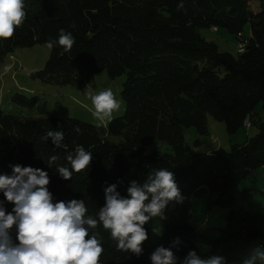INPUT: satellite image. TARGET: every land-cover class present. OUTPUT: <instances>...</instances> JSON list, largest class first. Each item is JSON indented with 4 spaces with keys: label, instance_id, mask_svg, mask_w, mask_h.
Instances as JSON below:
<instances>
[{
    "label": "trees",
    "instance_id": "obj_1",
    "mask_svg": "<svg viewBox=\"0 0 264 264\" xmlns=\"http://www.w3.org/2000/svg\"><path fill=\"white\" fill-rule=\"evenodd\" d=\"M252 1L23 0L26 18L12 38L0 39V62L17 48L57 41L44 68L33 71L31 78L83 90L96 73L125 75V112L98 126L71 117L23 118L0 106V174L11 175L10 165L15 164L41 168L50 177L53 202L82 199L87 215L98 219L105 187L116 183L126 197L130 181L142 183L152 169H168L184 200L166 207L163 233L145 225L148 240L136 256L118 251L110 230L99 224L92 231L102 238L101 264H152L150 255L158 246L171 247L176 264H183L190 250L202 259L220 255L226 264H243L254 247L264 248V213L256 207L254 191L241 187L250 172L264 167V122L255 111L264 103V0H259V11L253 10ZM180 3L183 8L178 9ZM247 24L249 37L244 34ZM211 27L225 28L245 40L244 50L237 55L219 51L214 41L200 34ZM60 29L75 38L70 52L58 44ZM13 101L33 107L38 97L16 93ZM209 115L223 121L229 134L238 132L249 115L258 132L229 150L198 151L185 142L184 128L208 134ZM49 130L64 133L67 151L51 138L41 139ZM157 139L169 144L172 152L146 153L145 146ZM200 142L196 139V147ZM76 145L91 152L93 159L88 168L73 171L65 180L56 168L72 171L66 157ZM52 155L59 159L49 167ZM206 193L214 195L210 206L226 210V226L218 229L216 238L206 240L207 250L202 251L193 238L192 198ZM259 193L264 197V189ZM0 201L6 212L12 211L14 205L3 192ZM16 232L14 226L11 235L18 243ZM176 237L181 243L172 247Z\"/></svg>",
    "mask_w": 264,
    "mask_h": 264
},
{
    "label": "clouds",
    "instance_id": "obj_2",
    "mask_svg": "<svg viewBox=\"0 0 264 264\" xmlns=\"http://www.w3.org/2000/svg\"><path fill=\"white\" fill-rule=\"evenodd\" d=\"M179 8H183V3ZM25 18L23 0H0V39L12 38ZM56 43L50 40L48 46ZM74 43L73 35L60 29L58 44L66 53ZM89 96L95 109L93 115L101 121L110 119L120 107L110 89L95 95L89 93ZM74 130L81 131L78 126ZM49 138L54 145L67 151L62 131L49 130L41 137L45 141ZM58 159L57 155L50 156L48 166L52 167ZM66 159L72 171L62 165H57L56 170L63 179L70 180L73 171L80 173L90 166L93 156L82 145H76ZM10 167L11 175L0 174V192L14 205L11 212H6L4 202L0 201V264H101L102 238L99 232L92 231L99 224L110 230L118 251L140 256L142 245L148 240L145 225L155 217L166 219L168 204L184 200L172 171L152 169L142 183L130 181L126 197L117 191L116 183L105 187V204L96 219L87 215L82 199L53 202V194L48 189L50 177L45 170L20 164ZM14 226L18 243L11 235ZM180 243V238L176 237L171 245L177 247ZM150 259L152 264H176L177 257L171 247L158 246ZM257 262L264 264V248L260 246L251 250L243 264ZM183 264H226V261L220 255L202 259L195 250H190Z\"/></svg>",
    "mask_w": 264,
    "mask_h": 264
},
{
    "label": "rangeland",
    "instance_id": "obj_3",
    "mask_svg": "<svg viewBox=\"0 0 264 264\" xmlns=\"http://www.w3.org/2000/svg\"><path fill=\"white\" fill-rule=\"evenodd\" d=\"M253 10H260L259 0H253ZM200 34L208 41H214L219 51L229 52L237 55L239 52V40L225 28L214 30L202 28ZM244 34L251 35V25L247 24ZM50 54V47L47 43L36 44L33 47L17 48L13 53L8 54L0 62V106L6 113L25 117H71L98 126H104L111 119L119 117L125 112V103L121 94L125 75L111 78L107 71L96 73L85 89L79 90L71 85L57 86L47 84L39 79L31 78L30 74L35 70L43 69ZM111 90L119 102L120 107L112 113L110 119L101 121L93 113L95 111L89 93L93 95ZM16 93H22L28 97L37 96L38 102L33 107H24L13 101ZM259 119L264 122V103H260L255 110ZM209 133L200 135L195 127L184 128L185 142L194 149L202 152H211L219 147L230 149L232 144L243 143L248 137L254 136L257 126H242L235 134H229L226 124L208 116ZM120 137H114L119 141ZM199 139L200 145L196 147L195 141ZM146 153L172 152V147L164 141L154 140L145 146ZM248 176V175H247ZM246 176V177H247ZM245 177V178H246ZM259 178V177H257ZM253 175L244 179L241 187L245 186ZM261 185V184H260ZM259 203H263V196L259 192H253ZM214 195L206 193L201 197L192 198V219L191 223L196 228L193 235L196 246L202 251L207 250V239H214L218 235V229L226 226V210L216 205H209ZM264 212V210H261ZM146 225H150L161 234L164 231L163 220L160 217L151 219Z\"/></svg>",
    "mask_w": 264,
    "mask_h": 264
},
{
    "label": "crops",
    "instance_id": "obj_4",
    "mask_svg": "<svg viewBox=\"0 0 264 264\" xmlns=\"http://www.w3.org/2000/svg\"><path fill=\"white\" fill-rule=\"evenodd\" d=\"M252 175H253V179L249 180V182L245 186H247V188H251L254 192H259L260 189H264V167H260L258 169L253 170L252 172H250V174L245 179H248V177ZM254 198H255L257 209L259 211L264 210V202L259 203V200L256 199L255 195H254ZM261 201H264V200H261ZM261 212L264 213L263 211Z\"/></svg>",
    "mask_w": 264,
    "mask_h": 264
},
{
    "label": "built area",
    "instance_id": "obj_5",
    "mask_svg": "<svg viewBox=\"0 0 264 264\" xmlns=\"http://www.w3.org/2000/svg\"><path fill=\"white\" fill-rule=\"evenodd\" d=\"M217 29V27H214V30ZM240 36H242V34H239ZM244 47H245V40L243 39H240L239 40V43H238V48H239V51H243L244 50ZM251 126V120H250V116L248 115L247 116V120H246V127L249 128Z\"/></svg>",
    "mask_w": 264,
    "mask_h": 264
},
{
    "label": "bare ground",
    "instance_id": "obj_6",
    "mask_svg": "<svg viewBox=\"0 0 264 264\" xmlns=\"http://www.w3.org/2000/svg\"><path fill=\"white\" fill-rule=\"evenodd\" d=\"M246 120H247V117L245 118L244 125H246Z\"/></svg>",
    "mask_w": 264,
    "mask_h": 264
}]
</instances>
